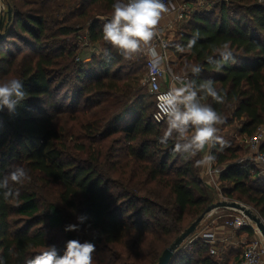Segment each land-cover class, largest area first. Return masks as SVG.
<instances>
[{"label": "trees", "instance_id": "obj_1", "mask_svg": "<svg viewBox=\"0 0 264 264\" xmlns=\"http://www.w3.org/2000/svg\"><path fill=\"white\" fill-rule=\"evenodd\" d=\"M208 1L176 23L168 40L172 71L197 85L212 80L225 100L201 102L224 117L218 132L249 137L264 125V0H218L206 8ZM115 2L3 0L11 20L0 39V82L20 79L28 93L15 113L0 110V176L14 164L28 172L25 181L9 184L18 197L0 194L5 264H26L49 246L62 255L71 239L95 245L93 264H157L219 197L248 205L264 222V171L241 160L240 145L210 149L222 169L217 192L200 178L196 161L203 153L186 158L173 151L174 138L159 143L167 119L153 121L154 102L151 110L146 87L135 86L145 55L126 59L103 39L101 17L110 18ZM225 42L235 62L218 70L207 57ZM190 65L201 67L198 76ZM39 185L55 194L45 198ZM80 215L87 219L79 231L66 232ZM239 232L252 235L249 227ZM213 248L211 254L206 240L193 237L168 264H231L241 254L224 244Z\"/></svg>", "mask_w": 264, "mask_h": 264}, {"label": "clouds", "instance_id": "obj_2", "mask_svg": "<svg viewBox=\"0 0 264 264\" xmlns=\"http://www.w3.org/2000/svg\"><path fill=\"white\" fill-rule=\"evenodd\" d=\"M113 11L110 18L103 25V39L112 45L126 59L133 54L146 50L150 57V69L152 72L160 70L162 57L151 46V42L158 35L157 26L162 15L168 11L163 0H116L112 5ZM197 33L189 41L188 48L196 44ZM180 52L185 49L177 45ZM107 55V53H106ZM218 56L219 59L215 57ZM210 64H214L219 70L223 64L235 62V56L229 43L225 42L221 47L213 49V55L207 57ZM193 75H199L201 67L190 65ZM175 79L180 83L179 87H173L168 92L158 97V108L167 116V128L159 143L167 144L170 139H175L173 151L183 154L186 158L195 157L198 153H205L221 145L225 141L217 135V125L224 122V117L215 111L210 105L202 103L205 97H211L217 103H223L225 96L214 87L212 80H205L199 85L195 81L184 82L179 76ZM28 98L20 79L12 78L0 82V110L7 109L10 114L15 113L17 106ZM216 157L211 152L205 153L196 165L206 166L209 169L214 164ZM28 179V172L22 165L9 166V171L0 176V194L7 200L19 196V192L13 193L9 184L21 183ZM87 217L77 216L78 223L65 227L66 232L79 231V225L83 224ZM95 245L85 241L81 243L77 239L66 242L62 255L57 254L55 246H49L46 250L27 260L26 264H93ZM0 264H5L0 258Z\"/></svg>", "mask_w": 264, "mask_h": 264}, {"label": "built area", "instance_id": "obj_3", "mask_svg": "<svg viewBox=\"0 0 264 264\" xmlns=\"http://www.w3.org/2000/svg\"><path fill=\"white\" fill-rule=\"evenodd\" d=\"M197 1L199 3H202L205 0ZM124 2H126V0H124ZM163 2L165 3V6L174 13L175 19L177 21L184 20L185 15L190 11V9L185 5L176 4L175 0H163ZM168 45L169 42L167 39H164L163 37H160L158 35L155 37L152 47L155 48L156 46H158L160 48V51L158 52L162 57L160 70L155 73L151 71L150 57L147 55L145 61V73L142 79V83L146 87L148 94L154 97V110L152 112V119L157 124H160L167 119V116L158 108V97L168 92L171 88L174 87L173 84L178 82L175 79V77L177 76L173 73L171 68ZM165 76H168L169 79V83L167 84V86L161 85L162 78ZM184 82L187 81L185 80ZM263 140L264 125L259 127L255 134L245 138V142L249 148V155L243 159L252 161L255 165L261 168L262 171H264V152L260 151V145ZM221 170L222 169L216 166L215 163L211 166L210 169L206 166L204 169V174L208 175V178L211 182L210 184L214 185L216 187V190H219L220 183L218 182V180H215L214 177H218ZM221 198L222 200L225 199L224 197ZM225 215L226 216L224 217H226L227 219L222 225L229 228L233 232V234H236L237 231L242 227H249L252 230V238H250L249 240L232 242L233 246H239L241 248V254L235 264H262L264 262V242L260 238L261 236H259V234H257L255 229L251 226L250 220L241 212H238L237 214ZM213 224L217 226L218 221L214 220ZM198 236L206 240L210 244V246H212L210 247V253L214 254V234L210 232H201Z\"/></svg>", "mask_w": 264, "mask_h": 264}, {"label": "rangeland", "instance_id": "obj_4", "mask_svg": "<svg viewBox=\"0 0 264 264\" xmlns=\"http://www.w3.org/2000/svg\"><path fill=\"white\" fill-rule=\"evenodd\" d=\"M216 1H218V0H209L207 3L208 4H210V5H207V6H209V7H206V8H211L215 3H216ZM220 1V0H219ZM218 3V2H217ZM198 4H200L199 2H197L196 3V5H197V10L198 9H200L203 5H198ZM79 34H80V36H81V34H83L84 35V30H82L81 32H79ZM175 61H176V59H174ZM174 66L175 65H172V68H174ZM175 74V73H174ZM140 75V74H139ZM142 79H143V75L142 76H140V79H139V82H138V84H135V86H143L144 87V85H143V83H142ZM144 91H146V92H143V95H144V103L145 104H150V109L152 110V107L153 106H151L152 105V103H153V101H154V97L153 96H151V95H149L148 94V92H147V90L144 88ZM60 122V123H59ZM59 124H63V118H61L60 120H59ZM217 135H219L224 141H225V146H224V148H226V147H231V146H236V145H240V147L242 148V157H241V159L243 160L245 157H247L248 155H249V148H248V146H247V144H246V142H245V138H247V137H245V136H240L238 133H236V132H233V130H231L230 128L228 129V128H224L223 130H221L220 132H218L217 133ZM85 142V141H84ZM208 148H206L205 149V151L207 150ZM207 153V152H206ZM258 167V166H257ZM259 168V167H258ZM204 169H205V166H201V170H200V178H201V180H202V182L206 185V186H209V187H211V188H213V190H215V191H219L220 190V187H219V190L217 189L216 190V187L214 186V185H211L210 183V180H209V178H208V175L207 174H204ZM217 180H218V182H219V179L217 178ZM208 182V183H207ZM220 183V182H219ZM208 184V185H207ZM210 188V189H211ZM36 189H37V191H40V193H41V195H43L45 198H48L49 196H52V195H54L55 194V191H54V188H51V187H46V186H42V185H39V186H37L36 187ZM219 200H222V198H217V199H215L214 201H213V203H216L217 201H219ZM224 200H227V201H236V200H232V199H227V198H225ZM237 202H240V201H237ZM241 204H243V205H245L247 208H249L253 213H255L254 212V210L252 209V208H250L248 205H246V204H244V203H242V202H240ZM212 212H213V214H212ZM239 211H236V210H230V209H226V208H216V209H213V210H211L209 213H207L205 216H204V218H203V220L198 224V226L196 227V229H195V231L182 243V246H184L185 244H188V242H189V240L191 239V238H193V237H196V236H198L201 232H210V233H213L212 231H209L212 227H214L215 225L213 224V221L214 220H217L218 221V225H222L224 222H225V220L227 219L226 217H224V216H226L225 214H237ZM212 215H211V214ZM256 214V213H255ZM212 217H214L213 218V220H212V222L210 223V224H208V221H209V219L210 218H212ZM251 223V226L255 229V231L257 232V234H259V232L257 231V229H256V227H255V225H254V223L252 222V221H250ZM217 225V226H218ZM223 226V225H222ZM231 231V230H230ZM231 233H233L232 231H231ZM214 234V233H213ZM259 236H260V234H259ZM250 238H252V235L250 236ZM249 238V239H250ZM261 238V237H260ZM247 239V238H246ZM246 239H244V240H242V241H245ZM248 239V240H249ZM262 239V238H261ZM239 240V239H238ZM263 240V239H262ZM264 242V241H263ZM213 245H214V243H213ZM210 247H212V246H210ZM234 248H235V246H234ZM238 250H239V253H240V251H241V248L238 246ZM239 258V257H238ZM237 260V259H236ZM236 262H234V264H235ZM232 264V263H231Z\"/></svg>", "mask_w": 264, "mask_h": 264}, {"label": "crops", "instance_id": "obj_5", "mask_svg": "<svg viewBox=\"0 0 264 264\" xmlns=\"http://www.w3.org/2000/svg\"><path fill=\"white\" fill-rule=\"evenodd\" d=\"M197 2H198L197 0H194L193 2H190L189 0H175L176 4L185 5L190 10L191 9H197L199 7V6L197 7V5H196ZM3 8L5 10L6 6L4 5L3 0H0V12ZM177 22L178 21L175 19L174 13L171 12L168 8V11L162 15V18H161V20L157 26L158 36L163 37L164 39L170 40L174 34L175 26H176ZM154 40H155V38H154ZM153 41L151 42V46L153 44ZM155 49L157 50V52L160 51V48L158 46H156ZM141 53L143 55H145V57L147 56L146 50L141 51ZM169 58H170V63H171V68H172V65L175 64V60H174L175 58L171 54H169ZM180 78H181V80L185 81V79L183 77H180ZM168 83H169L168 76L163 77L162 81H161V85L167 86ZM173 86L179 87L180 84L177 82V83H174ZM209 151L210 150L207 149L205 151V153L209 152ZM205 153H203V155ZM217 178L218 177H214L215 180H217ZM212 214H213V212H212ZM213 218L214 217L209 219L208 224H210L212 222ZM209 231H212L214 233V238H215L214 244L221 245V246H222V244H224L226 247L231 248V250H238V246L234 248L232 242L242 241L246 238H247L246 240H248L250 238L246 232H239L238 234L237 233L233 234V233H231L229 228L222 226V225L214 226ZM224 241H226V242H224ZM234 262H236V259H233L231 261L232 264H234ZM262 264H264V262Z\"/></svg>", "mask_w": 264, "mask_h": 264}, {"label": "water", "instance_id": "obj_6", "mask_svg": "<svg viewBox=\"0 0 264 264\" xmlns=\"http://www.w3.org/2000/svg\"><path fill=\"white\" fill-rule=\"evenodd\" d=\"M11 20V9L6 6L0 12V39L3 37V30L8 26ZM216 208H226L236 210L243 213L250 221H252L264 241V222L255 213H253L245 205L237 201L219 200L206 207V209L182 232L180 233L171 244L166 247L158 258L157 264H168L175 251L182 245V243L195 231L198 224L203 220L204 216L211 210Z\"/></svg>", "mask_w": 264, "mask_h": 264}]
</instances>
